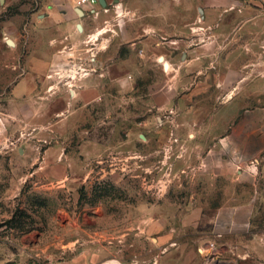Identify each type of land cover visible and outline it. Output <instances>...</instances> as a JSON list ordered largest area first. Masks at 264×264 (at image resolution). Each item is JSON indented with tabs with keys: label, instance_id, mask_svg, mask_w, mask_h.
Segmentation results:
<instances>
[{
	"label": "rangeland",
	"instance_id": "obj_1",
	"mask_svg": "<svg viewBox=\"0 0 264 264\" xmlns=\"http://www.w3.org/2000/svg\"><path fill=\"white\" fill-rule=\"evenodd\" d=\"M8 39L0 51V264H56L84 242H98V260L116 264H264V195L224 200L238 183L234 160L216 155L198 169L205 152L176 135L189 73L178 77L163 58L137 60L132 72L127 43L112 57L108 27L95 42L102 71L86 53L90 40L67 45L59 68L14 100L24 50L14 54ZM95 77L104 81L101 98L84 107L69 90Z\"/></svg>",
	"mask_w": 264,
	"mask_h": 264
},
{
	"label": "crops",
	"instance_id": "obj_2",
	"mask_svg": "<svg viewBox=\"0 0 264 264\" xmlns=\"http://www.w3.org/2000/svg\"><path fill=\"white\" fill-rule=\"evenodd\" d=\"M77 1L0 0V51L4 38L13 41L14 54L24 50V69L11 85L14 100L31 96L39 78L59 68L67 45L90 40L86 53L94 55L102 71L104 53L94 51L95 42L110 27L116 43L111 55L117 57L120 45L127 43L132 72L137 60L144 65L162 57L178 77L189 73V79L182 76L188 91L182 92L176 108L175 119L181 122L176 135L192 136V150L205 152L198 169H208L216 155L221 161L234 160L238 183L225 190L224 200L264 195V0H103L105 7H81ZM88 9L99 16L91 18ZM105 12L112 14L104 18ZM185 26H192L191 32ZM167 40L174 43L175 53L161 54ZM77 83L78 89L69 93L81 98L84 107L101 98L103 79ZM206 175L216 176L214 170ZM97 243L80 244L56 264H116L98 260Z\"/></svg>",
	"mask_w": 264,
	"mask_h": 264
},
{
	"label": "built area",
	"instance_id": "obj_3",
	"mask_svg": "<svg viewBox=\"0 0 264 264\" xmlns=\"http://www.w3.org/2000/svg\"><path fill=\"white\" fill-rule=\"evenodd\" d=\"M98 4V0H78L77 1V6H90V7H93L95 5ZM89 12V13H94L95 14V10L94 9H88L86 11V13ZM210 247H212V244H210Z\"/></svg>",
	"mask_w": 264,
	"mask_h": 264
},
{
	"label": "water",
	"instance_id": "obj_4",
	"mask_svg": "<svg viewBox=\"0 0 264 264\" xmlns=\"http://www.w3.org/2000/svg\"><path fill=\"white\" fill-rule=\"evenodd\" d=\"M98 3L102 6V7H105V3H104V1L103 0H98ZM78 14L81 16L82 15V12L79 10L78 11ZM78 28L80 29V26H78ZM7 43L9 44V45H11L12 46V41L11 40H7ZM161 60H162V57H160L159 58V62H161ZM164 67H166V65L164 64Z\"/></svg>",
	"mask_w": 264,
	"mask_h": 264
}]
</instances>
